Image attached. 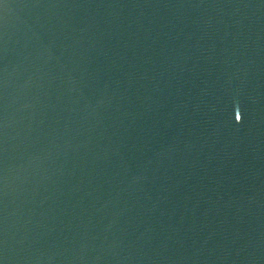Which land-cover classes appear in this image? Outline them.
<instances>
[{"label":"water","instance_id":"water-1","mask_svg":"<svg viewBox=\"0 0 264 264\" xmlns=\"http://www.w3.org/2000/svg\"><path fill=\"white\" fill-rule=\"evenodd\" d=\"M0 262L264 264V0H2Z\"/></svg>","mask_w":264,"mask_h":264},{"label":"snow or ice","instance_id":"snow-or-ice-1","mask_svg":"<svg viewBox=\"0 0 264 264\" xmlns=\"http://www.w3.org/2000/svg\"><path fill=\"white\" fill-rule=\"evenodd\" d=\"M0 2H2V0H0ZM234 119L237 123L241 121V113L239 111L235 113ZM0 264H2V262H0Z\"/></svg>","mask_w":264,"mask_h":264}]
</instances>
